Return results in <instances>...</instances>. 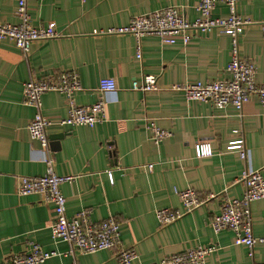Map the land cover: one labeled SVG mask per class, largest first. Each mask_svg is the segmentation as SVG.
<instances>
[{"label":"crops","instance_id":"0c3cea01","mask_svg":"<svg viewBox=\"0 0 264 264\" xmlns=\"http://www.w3.org/2000/svg\"><path fill=\"white\" fill-rule=\"evenodd\" d=\"M27 1L33 25L60 34L33 41L26 55L15 42L0 40V261L38 243L56 251L39 264H118L114 250L81 253L53 237L52 204L41 194L16 191L17 175L46 172L42 146L28 129L34 108L24 102V82L76 70L82 83L74 94L76 102L89 105L103 96L106 113L93 127L60 124L68 114L67 97L57 90L42 95V112L52 121L47 131L55 170L74 176L61 185L67 215L84 208L91 209L94 222L114 215L120 222L121 246H134L140 254L132 264H161L173 253L212 244L217 248L205 264H264V242L255 244L251 257L245 244L235 243L231 229L214 231L210 219L220 211L219 198L167 225H159L155 213L159 207L183 209L176 189L190 186L202 197L222 192L239 197L244 185L238 179L244 171L260 169L264 175V106L257 95L239 110L189 100L184 90L173 88L229 78L230 35L216 28L192 29L187 43L181 35L166 43L155 34L138 39L132 33L108 31L128 24L134 15L170 5H180L193 20L200 0ZM16 8L17 0H0V21L17 22ZM237 10L252 21L240 35V52L256 60L257 81L264 83V0H238ZM213 14L226 17L227 5L219 2ZM145 74L157 76L158 89L133 88V81ZM103 77L116 81L117 88L111 90L115 102L106 100L108 91L99 88ZM152 121L171 134L155 142L147 129ZM59 133L62 136L55 138ZM240 138L246 158L227 148ZM203 140L211 143L213 154L199 157L195 144ZM251 208L254 233L264 235V198Z\"/></svg>","mask_w":264,"mask_h":264},{"label":"built area","instance_id":"2783aa9c","mask_svg":"<svg viewBox=\"0 0 264 264\" xmlns=\"http://www.w3.org/2000/svg\"><path fill=\"white\" fill-rule=\"evenodd\" d=\"M222 2L228 7V15L221 17L213 14L216 5ZM238 0H200L195 9L198 15L189 20L182 12L180 5H170L132 16L126 25L114 26L108 29L114 33H132L138 39L145 34L158 35L163 42L174 43L177 36H182L183 43L190 39L189 30L204 32L214 28L231 37V57L227 66L229 78L209 81H194L173 85L175 89L185 91L189 100L199 99L210 101L215 107L234 105L241 110L252 95H257L264 106V83L257 81L258 65L253 58L245 57L240 52V35L246 24L252 21L243 17L237 10ZM15 14L19 20L14 23L0 21V40L15 42L26 55L33 41L56 37L60 33L50 27L35 26L27 0H17ZM104 32V31H100ZM137 56L141 57L140 43L137 45ZM82 88L79 73L76 70H65L50 73L41 77H30L24 82V102L34 108L33 116L28 123L32 137L39 141L43 149V160L46 172L42 175H17L16 191L21 195L41 194L45 201L52 204L53 217L50 229L53 237L68 241L81 253H90L103 249L115 251L118 264H132L140 254L134 246H121L120 222L114 215H109L102 221L94 222L90 218L91 209L84 208L73 216L67 215V198L61 190L65 181H71L74 176L58 174L54 166V158L49 150L47 128L52 123L42 112V95L51 90L62 92L67 97L68 114L59 120L60 124L95 126L104 121L106 113L105 100L100 97L89 105H80L74 94ZM99 88L102 92L115 90L116 81L113 77L100 79ZM133 88L143 91L158 89L157 76L145 74L141 81L135 79ZM150 138L159 142L171 133L161 129L154 121L147 125ZM228 149H237L241 158H246V147L242 138L233 141ZM199 157L213 154L209 141H198L195 144ZM152 167V164L149 165ZM244 190L239 197H229L222 193H210L202 197L193 187L176 189L183 209L174 207H159L156 217L159 225L170 224L184 213L201 206L210 198H219L220 211L210 219L215 232L231 229L235 235V243L245 244L248 255H254L257 242H264V235H256L253 229L251 205L254 201L264 198V175L260 169L246 170L239 177ZM217 248L216 245H197L184 251L173 253L162 259L161 264H205L206 257ZM73 253V251H72ZM56 254V251L46 250L38 243H31L29 248L10 253L0 261V264H39ZM250 264H261L252 261Z\"/></svg>","mask_w":264,"mask_h":264},{"label":"clouds","instance_id":"9594fccd","mask_svg":"<svg viewBox=\"0 0 264 264\" xmlns=\"http://www.w3.org/2000/svg\"><path fill=\"white\" fill-rule=\"evenodd\" d=\"M105 99L108 100L109 102H115V100L117 99V95L114 91L109 90L105 94Z\"/></svg>","mask_w":264,"mask_h":264},{"label":"water","instance_id":"95a60500","mask_svg":"<svg viewBox=\"0 0 264 264\" xmlns=\"http://www.w3.org/2000/svg\"><path fill=\"white\" fill-rule=\"evenodd\" d=\"M54 136H55V138H59V137L62 136V133L56 134V135H54Z\"/></svg>","mask_w":264,"mask_h":264}]
</instances>
